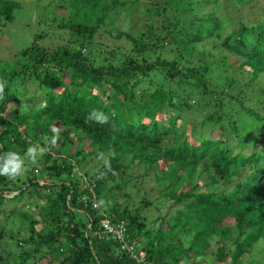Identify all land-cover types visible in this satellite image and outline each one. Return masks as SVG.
Returning <instances> with one entry per match:
<instances>
[{"label":"trees","instance_id":"1","mask_svg":"<svg viewBox=\"0 0 264 264\" xmlns=\"http://www.w3.org/2000/svg\"><path fill=\"white\" fill-rule=\"evenodd\" d=\"M179 1L67 0L60 14L80 22L57 26L65 33L50 47L35 36L0 74V173L19 164L15 179L0 175V219L20 217L29 231L28 249L0 264H136L95 236L100 211L125 224L150 264H242L264 245V0H233L229 10L221 0H208L213 9ZM20 5L0 0V28ZM121 10L145 17L142 31H118L112 39L126 45L109 49L101 31ZM232 11L241 16L233 29ZM239 71L250 76L244 88ZM13 78L42 104L18 114ZM193 114L198 136L187 124ZM60 129L76 148H55ZM33 148L40 159L24 162ZM25 195L39 220L23 211ZM147 208L159 213L153 221Z\"/></svg>","mask_w":264,"mask_h":264},{"label":"rangeland","instance_id":"2","mask_svg":"<svg viewBox=\"0 0 264 264\" xmlns=\"http://www.w3.org/2000/svg\"><path fill=\"white\" fill-rule=\"evenodd\" d=\"M16 1L21 5L19 9L15 11L14 19L12 21L5 23V26L0 28V74L11 71L12 69L11 67L16 59V56L22 50L26 49L27 47H29V45L32 44L35 36L39 35L41 37V39L38 40L39 41L38 44L40 46L50 47L55 43H59L60 40L58 36L60 34L65 33V29L59 30L57 26H60L63 22H66L67 24L70 21L80 22L81 20L80 18L76 20L74 18L71 20H66L70 16L69 12L67 11H65L63 14H60V11L57 8L58 5H61L63 7H68L67 0H16ZM188 1L189 0H180L179 2L184 6V4H187ZM221 1L223 2V8H226L224 10H229V7L226 4L227 3L232 4L233 0H221ZM191 2L193 3L194 1L191 0ZM204 2L207 5H209V7L207 8L213 9L211 7L212 3L210 1L207 0ZM203 9L205 10L204 12L201 9H199L198 11L202 12L203 14L209 12L205 8ZM219 11H217V14ZM130 13L131 12L127 13L124 10H121L119 15L117 16V19L113 17H108L106 26L101 31V36L99 39L100 43H104L103 39H109V41L111 40V42L107 43V45L109 46L107 48L109 49L116 48L117 46H125L126 42L124 40L116 41L115 39H112L115 33H117L118 31L130 32V33L141 32L142 29L140 24L144 23L145 17H139L137 15L131 16ZM137 18H139L138 19L139 22H137L136 20ZM229 18L234 20V23L231 24V29H233L234 26H236L239 23L241 16L237 14V12L232 11L229 14ZM210 44L211 43L209 42L205 46L198 45L197 48H199L200 51L204 49L209 51L211 50ZM95 49H100V48L97 47ZM93 52H95L94 49ZM228 62H231V60ZM232 62H234L233 59ZM18 79L19 78H13L12 80L8 79L7 85L11 93H13L16 97V103H15L16 106L14 110L18 114H25L28 113L30 109H32V106L40 105V103L42 104V101L41 100L38 101L37 95L33 92V87L30 84H26V85L19 84ZM235 79L238 83V87L244 88L246 84L249 83L250 76L247 75L245 72L239 71V73L235 75ZM259 81L261 85H264V77H260ZM252 86L253 88L255 87V89L258 88L257 85L254 83H252ZM100 91L101 90L96 89L95 92L98 93ZM260 95L261 94L258 92L257 99L260 98ZM27 98H35L33 104L27 103L25 101L27 100ZM253 98L255 99L256 97L254 96L251 99ZM262 100L264 102V96ZM187 124H188V128H190L189 132L192 133L193 136L196 135L198 136L201 131L199 125L200 117L194 114L193 116L190 115V117L187 118ZM63 131L64 130L60 129L59 133L57 134V143L55 145V148L56 149L60 148L64 143L69 151L73 150L78 145L77 141L75 140L74 137H72V135L69 136ZM206 131L207 130L204 128V133ZM228 144L232 145L231 140L229 141ZM82 150L84 151V153L89 154L88 153L89 149L87 148L85 143L82 147ZM248 152L249 150H244L242 153L246 155L248 154ZM41 153L42 152H40L37 148L35 149L33 148L32 151L28 154L30 155V158L26 157L24 159V162L26 163L36 162L38 159H40L42 155ZM138 170L139 169H136V172H138ZM23 180H24V176L21 175L20 181L16 184L17 185L20 184ZM142 185L146 186L147 189L154 188L155 186L154 181L151 180H146V182ZM151 195L157 197V193H154L153 191ZM144 198H145L144 193L141 190L135 199L132 198L130 205L132 207L140 206L141 201ZM35 201H36L35 198H27L25 195L22 202L23 204L29 203L31 205V208L28 209L25 208L23 211L32 213L33 215L36 216V219L39 220V216H38L39 213L37 210L34 209L35 205L33 204V202ZM119 201L123 202L121 199H119ZM164 206L165 208H167L166 205ZM145 210H144L145 216L148 218V222L153 221V219H155L159 215V213L155 211L154 208H149V209L147 208ZM164 212L165 209H163V213ZM79 217H82V215H79ZM24 222H25L24 220H22L20 217L17 216L2 217L0 219V232L2 231L3 235H5V237L0 239L1 259H9L10 261L11 260L17 261V256L28 249L27 246H25L22 242L23 238L29 236L27 225ZM42 228H43L42 223H39L36 226L37 230H41ZM17 245H19V247H17ZM47 261L48 260L46 258L45 260H42L39 263L46 264ZM242 262H244L242 264H264V245L260 243L257 249L255 250L254 256L248 257L246 259L243 258ZM27 264H32V261H28ZM181 264H191V263L183 262Z\"/></svg>","mask_w":264,"mask_h":264},{"label":"built area","instance_id":"3","mask_svg":"<svg viewBox=\"0 0 264 264\" xmlns=\"http://www.w3.org/2000/svg\"><path fill=\"white\" fill-rule=\"evenodd\" d=\"M84 206L87 203L86 196L81 198ZM93 204V202H92ZM94 208H97L96 204H93ZM101 218L95 232V236L101 240H112L117 243L118 250L126 254L131 260L138 264L145 263V255L143 251L127 240V230L123 222H115L114 216L112 214H104L99 212Z\"/></svg>","mask_w":264,"mask_h":264},{"label":"clouds","instance_id":"4","mask_svg":"<svg viewBox=\"0 0 264 264\" xmlns=\"http://www.w3.org/2000/svg\"><path fill=\"white\" fill-rule=\"evenodd\" d=\"M18 168H19V164L13 162L11 164L10 169L9 168H5L4 172L0 173V175H7L10 178L15 179L18 176V175H16Z\"/></svg>","mask_w":264,"mask_h":264},{"label":"crops","instance_id":"5","mask_svg":"<svg viewBox=\"0 0 264 264\" xmlns=\"http://www.w3.org/2000/svg\"><path fill=\"white\" fill-rule=\"evenodd\" d=\"M100 212H102V211H100ZM102 213H104V212H102ZM99 214V213H98ZM104 214H106V213H104ZM113 216H114V214H112ZM99 216H101V215H99ZM116 222V221H115ZM97 223H99V219H98V222ZM125 225V224H124ZM98 226V225H97ZM126 228V227H125ZM112 241V240H111ZM114 242V241H113ZM142 251H143V253H144V255H145V251L141 248V246H138ZM117 248H118V246H117ZM130 259V258H129ZM133 261V260H132ZM134 262V261H133ZM134 263H136V262H134ZM136 264H138V263H136ZM144 264H150V263H148L147 262V260H146V255H145V263Z\"/></svg>","mask_w":264,"mask_h":264}]
</instances>
